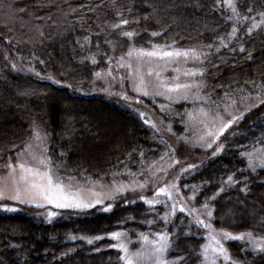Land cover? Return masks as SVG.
<instances>
[{
	"label": "trees",
	"instance_id": "trees-1",
	"mask_svg": "<svg viewBox=\"0 0 264 264\" xmlns=\"http://www.w3.org/2000/svg\"><path fill=\"white\" fill-rule=\"evenodd\" d=\"M234 2L242 16L260 18L257 14L264 12V0ZM118 12L139 23L113 31L111 25L119 23ZM231 15L230 8L217 7V0H0V164L14 157L30 139L33 125L39 124L49 136L48 156L55 167L61 166L59 174L64 177L83 181L108 180L113 172H120V177L129 171L147 174L161 161L168 142L121 100L90 93L95 72L115 65L130 46L175 42L178 48L209 53L196 67L206 70L199 78L212 101L220 104L228 93L238 99L249 97L245 102L252 103L257 94L253 82L264 84V25L248 35V22L235 24L227 19ZM234 26L238 32L229 42L227 34ZM127 31L138 35L130 40L122 36ZM153 32L161 34L153 37ZM220 37L229 43L228 48L220 47ZM208 44L213 47L202 48ZM128 93L153 107L176 132L184 127L186 109L195 104L181 101L164 113L149 98ZM204 106L215 108L216 104ZM113 123L117 127L111 131ZM261 137L264 105L253 108L222 137L224 148L218 155L202 159L193 164L197 168L179 176L177 185L185 197L192 194L191 186H197V198L192 201L197 207L219 192L229 175L239 181L224 185L225 190L209 201L215 229L251 231L264 239V169H248L241 155L264 145ZM246 185L247 190L241 191ZM126 199L123 195L109 201L110 212L102 211L101 205L82 212L57 209L50 221L34 206L0 212V264H122L107 236L117 229L131 237L137 232L178 233L170 237L167 257L182 256L184 264H199L204 232L190 223L191 217L177 212L166 226L157 217V213L162 217L163 205L149 209L139 199L125 203ZM150 220L156 223L150 225ZM73 236L77 239H70ZM96 236L104 238L87 243L86 237ZM226 245L230 257L241 264H264V253L253 251L251 244L231 240Z\"/></svg>",
	"mask_w": 264,
	"mask_h": 264
},
{
	"label": "snow or ice",
	"instance_id": "snow-or-ice-1",
	"mask_svg": "<svg viewBox=\"0 0 264 264\" xmlns=\"http://www.w3.org/2000/svg\"><path fill=\"white\" fill-rule=\"evenodd\" d=\"M151 6V5H150ZM231 9L232 15L227 17L229 21H233L235 24L242 23L243 21H247L249 19L252 20L251 26L248 28V35H252L254 30L259 29L262 25H264V12H260L259 15L260 19L256 20L254 16L250 15H241V13L237 9V5L234 0H217V7H224ZM21 11H23L21 9ZM248 13L252 12V8H248ZM131 12V9H129ZM117 17L119 18V23L112 24L111 29L113 31H118L121 29L122 26L128 25L130 23H139L138 20L136 21H129L124 19L121 13H117ZM150 16H145L144 19H149ZM238 32V28L234 26L231 29V32L227 34V40L231 42V40L236 36ZM161 33L153 32L151 35L153 37L159 36ZM138 35V33L127 31L123 32L122 36L127 37L130 40ZM87 40L88 38L85 37ZM219 45L223 48H228L229 43L225 42L224 37H220ZM215 43V42H214ZM213 44H208L202 46V48L211 49ZM220 47L216 48V52L220 51ZM152 51H146L144 48L136 49L134 47H130L127 56L129 58L133 57L134 55L138 59H142L143 57L149 58H157L162 60H167L168 62H178L180 58H183L185 62L189 59L193 63H200L203 64L204 60L208 58L209 53L203 50H198L196 48H188V49H176L175 42L171 45H152ZM159 49V50H157ZM165 49H172V50H165ZM240 51L244 52L245 48L243 45L240 46ZM92 62L95 64L96 60L93 58ZM210 63V61H209ZM109 64L111 65V58L109 59ZM119 67H127L129 69V76L133 75L132 71V64L131 63H124V57H120V61L118 64ZM14 69L16 68L15 65L12 66ZM179 71V69H176ZM111 70L108 72V75H111ZM136 74L139 80L138 84L134 85V91L138 94L143 96L155 95V96H164L167 100H172L171 95H166V93H176L177 98L173 102H179V100L191 101L192 103L202 102L204 105H212L216 104L215 108L212 107H201L197 112V116L194 117L192 112L188 113L189 121H192L194 118L197 119L198 124L203 125L205 131L202 135L198 136L195 141V146L204 147L205 150L213 149L215 150L212 152L213 156L218 155L222 149L224 148L223 144L219 143L220 137L224 135L226 130H228L233 124L238 123L242 120L245 116V113L251 111L253 108H256L260 105H264V84H259L253 82V88L257 90V94L255 97H252L256 101V103L249 104L248 107L245 108V112H240L239 115H233L229 112V108L231 105L235 104V100H231V104H225L223 107V113L230 116V119H225V115L221 113L220 106L217 102L211 100V94L208 95H201V89L205 87L203 81H196L192 79L190 83H176L172 86H169L167 82L161 81V88L163 90L156 91L154 94L149 93L143 86H144V78L143 75L140 74L139 68L136 69ZM152 70L149 69L148 75L151 76ZM206 74V70L204 68H197V69H188L184 71L183 75L186 78H195L197 76H203ZM39 76V73H36ZM97 77H100V73L95 74ZM157 77H159L160 73H156ZM41 79H45L41 77ZM46 79L52 81L53 83H59L56 81L52 76L46 77ZM178 79V78H176ZM108 89H105L107 91ZM243 91V89H241ZM22 94H29V93H22ZM121 98L127 100L128 96L124 93H120ZM225 98L228 99V93H225ZM249 97H242V101H247ZM161 110L167 107L166 105H161ZM144 114L141 113V116ZM145 123H149V121H145ZM156 132H159L160 129L156 126V124L152 123L150 125ZM168 132L171 133V125L168 126ZM34 135L33 140L37 142V145L43 144V142L47 139V134L41 135V132L38 127H34L33 129ZM173 135H175L173 133ZM185 140L187 143V138L185 137H177V140ZM261 143H264V137L260 138ZM166 143V142H165ZM24 152H29L32 156V159L37 162V166L33 167L24 162H19L15 167L12 164H9L7 167L13 169L18 168L20 171V176L18 181H14V190L11 195L7 194V188L4 186H0V201L3 200H11L16 201L19 204H34L36 207H44L45 203L49 205H54L57 209H73L78 211H85L87 209L95 208L97 205L103 206L105 201H115L118 198H122L125 192H132L135 194L137 191H143L147 187L150 186L149 180H144L140 182L135 179L136 176L143 175V170L138 173H131L130 171L127 173L129 176L132 177L130 182L125 185L123 183H118L115 180L116 176L121 175L120 172H113V181L111 185V189L107 193H97L89 188L88 191L90 192V197L84 196V185L77 186L79 182L77 181L76 184L73 183L74 177L67 176L62 177L58 175L60 170L59 165L55 168L52 166V161L50 157L47 155L48 149L44 147L40 154H37L33 151V143H28L25 145L24 150L20 153L23 155ZM176 148L172 145H167V150L161 155L160 159L163 160L165 156L171 155L172 157V165H178L180 163L179 160L175 159ZM63 155V153L61 154ZM141 157L144 156L142 152ZM243 157L247 159V168L251 169L255 172L258 168L264 169V147L256 148L251 152H244L241 153ZM123 163V162H120ZM170 165V167L172 166ZM151 167V165L149 166ZM198 165L189 164L187 168H182V173H188L190 170L197 168ZM154 175V174H153ZM104 177H101L100 180H103ZM162 179V178H161ZM176 180L179 179V176L175 177ZM67 181V182H66ZM88 182L92 183L93 187L98 183L96 181H91L88 178ZM239 181L234 179V175H229L226 180L222 181V187L220 191L217 192L213 197H210L205 200V202L201 205L200 208L196 207H188L187 201H194L197 198L198 188L197 186H191L192 195L185 197L181 193L180 187L175 182H165L161 186L160 182L157 181L154 184H151L153 187V196L151 199L147 198L144 195L139 196V200L143 201L146 205L149 206V209H154L155 205H163L168 211L161 217L157 213L158 219H162L166 226L170 224V217H173L180 213H187V216L191 217L190 223H194L197 226H201L204 228H208L211 230L210 236L208 237L210 240L214 242V246H211V256L209 254V246H202V254L204 264H217L218 258H223L224 261L230 262V264H237L236 261H233L224 247L222 241H231V240H245L248 239L249 243L252 246V250L256 252L264 253V240H257L253 237V233L251 231L247 233H241L239 235H233L231 232L228 231H215L212 229L210 223H206L205 219H202V216H206L209 220L212 218L213 212L209 208V201L215 200L216 196H219L221 192L225 190L224 185L232 186L238 184ZM101 188L105 187V185L100 184ZM185 188H189L188 185H184ZM247 185L241 191H246ZM165 197L166 199H161L160 197ZM43 201L44 203H40ZM136 201H125V203H135ZM113 204L108 203L107 206L102 207V211L110 212L112 210ZM0 211L3 212H16L19 211L16 207H7V206H0ZM57 213L48 211L47 218L49 221L51 218L56 216ZM264 220V218H262ZM148 224L156 223L155 220L147 221ZM142 240L141 249L135 253L129 251V242H125L128 233L126 232H113L110 234V238L117 241V243L113 244V248H117L120 250L122 255L120 259L124 262V264H184L185 257H178L176 260L168 261L166 257V253L172 248V242L170 237L178 235V233L169 234L167 231H158L153 234L154 238L149 239L147 234H139ZM104 237L96 236L93 238H87L88 244H93L94 240H101ZM70 239H77V237H70ZM80 239H85L81 237Z\"/></svg>",
	"mask_w": 264,
	"mask_h": 264
},
{
	"label": "rangeland",
	"instance_id": "rangeland-1",
	"mask_svg": "<svg viewBox=\"0 0 264 264\" xmlns=\"http://www.w3.org/2000/svg\"><path fill=\"white\" fill-rule=\"evenodd\" d=\"M221 1L223 3V0H221ZM259 19L260 18H256V20H259ZM243 22H245V21H243ZM247 22H248L247 27L249 28L251 26L252 20L249 19V20H247ZM154 45L165 46V44H154ZM130 47H134L136 49L144 48L146 51H152L153 50L152 45L149 47H140V46H130ZM129 48L120 57H122V56L124 57V63L125 64H127V63L132 64L133 75L129 76V69L127 67L121 68L118 66L119 61H120V58H119V60L115 63V65L109 66L106 69L99 70V71L95 72V74L100 73L101 76L97 77L94 74V78H93V85L94 86L92 87V90H90V93H99V94H102L104 96L117 98V99L121 100L126 106H128L132 110L136 111L140 116H141V113H143L144 115L141 116L143 118V120L149 121V123H148L149 125H151L152 123L156 124V126L160 129L158 134L162 137V139L167 141L168 145H172L173 147L176 148L175 159L180 161V163L178 165H172V157L170 155L168 158L163 159L160 162L155 163V165L152 167V169H150L148 171L147 174L141 175V176H136L135 179L140 181V182H143L144 180H149L150 186L147 187L143 191H137L135 194H133L130 191L125 192L124 195L127 197L126 200L127 201H133L135 199H139L140 195H144L147 198L151 199L153 196V191H154L151 184H154L157 181L160 182L161 186L165 182L177 183L178 180H176L175 177L180 176L182 174V172H181L182 168H187V166L189 164H196V163H199L200 161H202V159L210 157L212 155V152L215 150V147L213 149L205 150L204 147L195 146L196 139L198 138V136H200L204 133L205 129H204L203 125L198 124L197 119L194 118L192 121H189L188 113L192 112L193 116L196 117L197 116L196 110H198L201 107L207 108L206 106L203 105L202 102H197L194 105L191 104L189 109H186L187 110L186 115H185V121L186 122H185L184 127L181 130V132H176L171 128V133H170L167 130L168 126L170 124H168L167 122L162 120V117L160 116V114L157 111H156L157 112L156 113L154 111L153 107L145 106L138 99H136L135 97H132L128 93V92H131L134 95L143 96V95L138 94L136 91L133 90L134 85L139 83V80H138V77L136 74L137 68H139V72L141 75H143V78H144L145 83H144L143 87L149 93L154 94L156 91L163 90L160 86L161 81L167 82L169 86H172L176 83H181V84L190 83L192 81V79H195L196 81H203L199 78V76H197L195 78H186L183 75L184 71H186L188 69H197V67H196L197 63H193L191 61V59H189L187 62H185V60L183 58H180L179 61L175 62V63L168 62L167 60H162V59H157V58H149V57H143L142 59H138L135 55L133 57L129 58L126 55ZM175 48L183 50V48H178L176 46H175ZM184 49H188V48H184ZM157 50H159V49H157ZM165 50H172V49H165ZM149 69H151L152 73H153L151 76L148 75ZM176 69H179V71H176ZM110 70H111L112 74L108 75V72ZM27 71H29V70H27ZM156 73H160L159 77H157ZM176 78H178V79H176ZM203 83H204V81H203ZM105 89H108V90L105 91ZM203 89H201V95H208V93L204 92ZM120 93L126 94L128 96V99L127 100L122 99ZM166 95H171L172 100L171 101L167 100V99H165L164 96H155V95H149V96H143V97L149 98L153 102V104L157 108H159L160 111H162L161 107H160L161 105L167 106L164 109V111H165L166 109L170 108L171 104L180 103L181 101H185V100H179V102H173L177 98L176 93H166ZM262 98H264V97H262ZM231 100L236 101V103L231 105V107L229 108V112H231V114H233V115H239L240 112H245V108L248 107L249 104L256 103V101L254 99H253L254 101L252 103H246L245 101H242V99H238L235 97H229L228 99L224 98L221 101V103L219 104V106H220L221 113L223 115H225V119H230V116L223 113V107L225 104H231ZM189 102H191V101L189 100ZM2 110L5 111L4 108H2ZM164 111H162V112H164ZM168 111L169 110H167L165 112L167 113ZM249 112L250 111L246 112L245 115L248 114ZM114 120H116V119H114ZM112 122H113V120H112ZM235 125H237V123L233 124L228 130H226L224 135L227 134L228 132H230L235 127ZM114 126H115V128L117 127L116 124H114L113 127L111 128L112 129L111 131H113ZM34 127L39 128L41 135H44L45 133L47 134V139L43 142V144L37 145V142H35L33 140V135H34L33 129H34ZM173 133L175 135H173ZM223 136L220 137V140H219L220 144L223 143V141H222ZM177 137H185V138H187L188 142L186 143L185 140H183V139L178 141ZM48 138H49L48 133L46 132V130L41 125H39V124L33 125L32 134H31L28 142H26L20 149H18L16 151L13 158H11V159L8 158L5 162L0 164V186H4L7 188V190H8L7 194L8 195H11L13 193V190L15 187L13 182L19 180L20 171L18 168H15V171H13V169L8 168L7 166L9 164H12L15 167L19 162H24L30 166H33V167L37 166V162L32 159V156L29 152H24L23 155H20V153L24 150L25 145L31 142V143H33V151H35L37 154H40L42 152V149L44 147H47ZM261 147H264V145L257 147V148H261ZM253 150H251V151H253ZM47 155H48V153H47ZM170 165H172V166L170 167ZM52 166L55 168V166L53 164H52ZM58 175L62 176L59 174V172H58ZM62 177H64V176H62ZM131 179H132V177L129 175H127L126 177H120V176L115 177V180L118 183H123L125 185H127ZM90 180L98 182L95 185V187H93L92 183L88 182V179L83 180V181L74 179V181H73L74 184H76L77 181L79 182V184L77 186L84 185V193L83 194L85 197H90V195H91L90 192L88 191L89 188H92V190L97 192V193L109 192L111 189L113 178H110L108 180H100V179H90ZM100 184L105 185V187L101 188L99 186ZM190 195H192V194L189 193L188 196H190ZM160 198L166 199L163 196ZM40 203H44V202L40 201ZM108 203H109V201L106 200L103 207L107 206ZM23 205L36 207L34 204H32V205L23 204ZM0 206L16 207L19 209V206H22V204H19L16 201L3 200V201H0ZM187 206L200 208V207L194 206L192 204V201H187ZM36 208L40 209L41 215H43L45 219H48L47 218V212L48 211H52V212L57 213L58 210H60V209L57 210V208H55L54 205H49L46 203H45L44 207H36ZM166 211H168V209L163 207V211L161 213L162 216L166 213ZM0 212H3V211H0ZM3 213H13V212H3ZM173 217H170V221L172 220ZM201 218L205 219L206 223L211 224V221L206 216H202ZM201 228L203 229V232H204V242L201 245L199 264H204L203 254H202V246H209V254L211 256V250L210 249H211V246H214V242L208 238L210 236L211 230L208 228H204V227H201ZM212 229H214L217 232L221 231L220 229H215L213 226H212ZM113 232H126V231H124L122 229L114 230L107 235L108 238H110V234ZM156 232H158V231H155V232H137L134 237H131L128 235L125 239V242H129V241L131 242V243H129V251L132 253H135L141 249L143 242H142L139 234H141V233L147 234L149 236V239H153L154 238L153 234ZM231 233L233 235H239L241 233H247V232H237V233L231 232ZM253 237L257 240H264L262 237H258L255 235H253ZM87 238H92V237H86V241H87ZM237 241H244V242H247L248 244H250L247 238L245 240H237ZM222 242L224 244V247L227 249V245H226L227 241H222ZM115 243H117V241L113 240V244H115ZM117 251L119 252V259H120V256L122 255V253L118 249H117ZM227 251H228V249H227ZM228 253H229V251H228ZM165 258L168 261L175 260L174 258L167 257V255ZM232 260L236 261L234 259H232ZM120 261L122 264H124V262L121 259H120ZM236 262H237V264H241L238 261H236ZM217 264H230V262L224 261L223 258L221 257V258H218Z\"/></svg>",
	"mask_w": 264,
	"mask_h": 264
}]
</instances>
